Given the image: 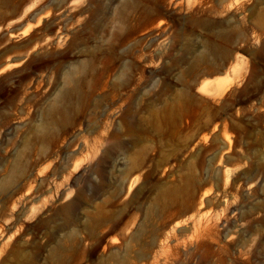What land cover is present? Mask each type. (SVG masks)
I'll use <instances>...</instances> for the list:
<instances>
[{
	"label": "rangeland",
	"instance_id": "374dc122",
	"mask_svg": "<svg viewBox=\"0 0 264 264\" xmlns=\"http://www.w3.org/2000/svg\"><path fill=\"white\" fill-rule=\"evenodd\" d=\"M0 264H264V0H0Z\"/></svg>",
	"mask_w": 264,
	"mask_h": 264
},
{
	"label": "bare ground",
	"instance_id": "6f19581e",
	"mask_svg": "<svg viewBox=\"0 0 264 264\" xmlns=\"http://www.w3.org/2000/svg\"><path fill=\"white\" fill-rule=\"evenodd\" d=\"M28 30L29 28L26 29L25 31H28ZM239 71H240L239 64H237L233 68L231 76H228L224 79L205 81L199 85L197 90L199 93L206 94V95H212V96L221 95L222 93L226 91V89H228L234 83L235 79H237Z\"/></svg>",
	"mask_w": 264,
	"mask_h": 264
}]
</instances>
